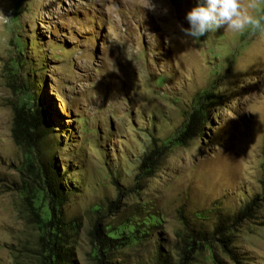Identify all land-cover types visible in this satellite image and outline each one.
Returning a JSON list of instances; mask_svg holds the SVG:
<instances>
[{"label":"rangeland","instance_id":"1","mask_svg":"<svg viewBox=\"0 0 264 264\" xmlns=\"http://www.w3.org/2000/svg\"><path fill=\"white\" fill-rule=\"evenodd\" d=\"M152 3L0 0V264H44L51 213L63 264H156L159 253L177 264L187 249V264H264L260 201L228 226L237 262L212 240L220 218L264 195V31L191 41L180 26L197 0ZM15 110L40 118L30 148L14 142ZM195 113L203 129L181 144ZM153 145L163 151L147 175ZM95 226L125 245L102 258Z\"/></svg>","mask_w":264,"mask_h":264},{"label":"trees","instance_id":"2","mask_svg":"<svg viewBox=\"0 0 264 264\" xmlns=\"http://www.w3.org/2000/svg\"><path fill=\"white\" fill-rule=\"evenodd\" d=\"M20 110H15V117L13 122L12 134L15 144L22 149H27L32 146V139L36 137L38 139L41 137V122L40 118H37L35 114L24 115ZM22 111V110H21ZM20 113V114H19ZM207 118L205 114L195 113L189 116V120L179 132L177 141L181 144H186L188 141L196 137L205 124ZM162 148L158 146H152L151 149L146 152L141 160L139 167L140 172L149 175V173L156 167L160 157L162 156ZM44 171V183L47 188L50 198L55 200L56 203L63 198V187H61L58 180V176H49L47 174L46 167L43 166ZM258 201L264 203V195L258 199V197L253 198L251 201L247 202L240 210L233 214L229 218H220L215 225L212 232V240H216L219 243L222 251L232 260L237 262V257L232 250V239L228 234L229 227L231 225H239L243 220H250L253 218L254 211L258 207ZM60 225L64 226L63 223L56 219L51 213L50 219L46 224H44L45 233L48 237H51L48 242H46L47 250L44 264H63L66 253H62V240ZM92 241L96 242L99 246V253L102 258L105 255V251L116 249L118 246L125 245L122 240L116 238H111L109 236H98V230L96 226L94 231L91 233ZM208 244V242H205ZM190 249L184 250L182 252L181 258L178 260L177 264H187L189 258ZM156 264H166V261L162 258L161 253L156 258ZM102 264V260L99 262Z\"/></svg>","mask_w":264,"mask_h":264},{"label":"clouds","instance_id":"3","mask_svg":"<svg viewBox=\"0 0 264 264\" xmlns=\"http://www.w3.org/2000/svg\"><path fill=\"white\" fill-rule=\"evenodd\" d=\"M254 0L243 5L241 0H197L185 16L189 27L180 26V31L187 39L198 40L220 29L232 32L264 31V16H254L249 9L255 8ZM148 8L154 11L156 5L147 0ZM166 11V10H165Z\"/></svg>","mask_w":264,"mask_h":264}]
</instances>
